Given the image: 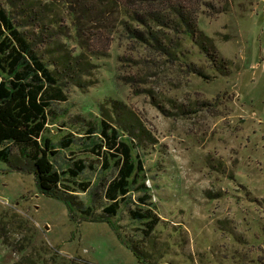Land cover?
Here are the masks:
<instances>
[{"label":"rangeland","instance_id":"374dc122","mask_svg":"<svg viewBox=\"0 0 264 264\" xmlns=\"http://www.w3.org/2000/svg\"><path fill=\"white\" fill-rule=\"evenodd\" d=\"M180 1L197 8V26L211 39L221 70L186 36L173 57L126 37L119 26L123 0L80 30L70 3L53 0L56 38L43 53H104L92 57L80 85L66 88L65 101L53 103L55 115L43 132L58 170L84 163L75 179L87 190L66 183L75 189L73 201L90 210L70 211L40 192L13 149V166L0 160V263L264 264V67L258 62L264 0ZM189 63L205 76L190 72ZM109 98L125 103L149 133L138 147L159 218L149 235L129 213L140 206L137 192L115 214L103 210L101 183L115 171L101 167L91 148V139L100 138L87 128L98 127L99 104ZM66 138L72 142L60 147Z\"/></svg>","mask_w":264,"mask_h":264},{"label":"trees","instance_id":"16d2710c","mask_svg":"<svg viewBox=\"0 0 264 264\" xmlns=\"http://www.w3.org/2000/svg\"><path fill=\"white\" fill-rule=\"evenodd\" d=\"M65 1L70 3L67 11L73 25L80 30L86 19H103L114 0ZM193 6L194 3L180 0H123L119 26L126 37L169 57L179 53L181 40L186 36L221 70L225 67L223 61L217 58L211 39L198 28L197 8ZM53 9V0H0V160L13 166L14 159H23L40 192L62 200L70 211L89 212V206L73 201L75 189L66 183L87 190L86 182L75 179L84 170V163L77 160L65 171L58 170L52 159L56 150L43 132L55 115L53 103L65 101L66 88L80 85L81 77L94 64L92 57L104 53L97 49L43 53L42 48L48 50L56 38ZM188 67L190 72L205 76L197 66L189 63ZM99 106V125L90 124L87 132L100 138L91 139V148L100 158L101 167L112 166L115 171L101 183L102 197L107 201L104 213L115 214L130 191L137 192L135 203L144 207H133L129 213L131 218L142 220V230L149 235L159 218L151 209V195L144 184L143 161L138 153L149 133L125 103L109 98ZM71 142L66 138L59 145L67 147ZM13 149L17 158L12 161ZM131 249L143 260L136 247ZM15 264L25 263L20 260Z\"/></svg>","mask_w":264,"mask_h":264},{"label":"built area","instance_id":"2783aa9c","mask_svg":"<svg viewBox=\"0 0 264 264\" xmlns=\"http://www.w3.org/2000/svg\"><path fill=\"white\" fill-rule=\"evenodd\" d=\"M258 62L262 67H264V36H263V41H262L261 48H260V58Z\"/></svg>","mask_w":264,"mask_h":264}]
</instances>
